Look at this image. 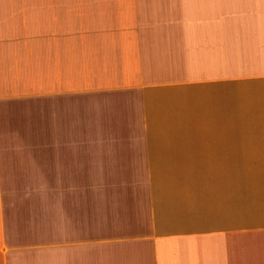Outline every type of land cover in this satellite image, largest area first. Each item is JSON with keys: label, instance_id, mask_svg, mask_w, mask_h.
<instances>
[{"label": "crops", "instance_id": "0c3cea01", "mask_svg": "<svg viewBox=\"0 0 264 264\" xmlns=\"http://www.w3.org/2000/svg\"><path fill=\"white\" fill-rule=\"evenodd\" d=\"M0 264H264V0H0Z\"/></svg>", "mask_w": 264, "mask_h": 264}]
</instances>
